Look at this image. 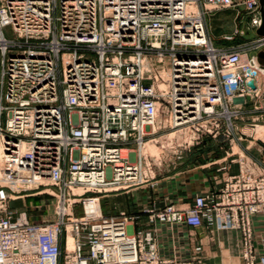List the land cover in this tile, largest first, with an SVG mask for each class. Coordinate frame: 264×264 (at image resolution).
<instances>
[{
	"label": "built area",
	"instance_id": "built-area-1",
	"mask_svg": "<svg viewBox=\"0 0 264 264\" xmlns=\"http://www.w3.org/2000/svg\"><path fill=\"white\" fill-rule=\"evenodd\" d=\"M235 4L0 0V264L200 261V247L190 258L178 251L162 256L153 229L130 235L138 216H105L97 196L156 187L151 159L142 149L154 142L161 110L168 129L192 144L235 135L240 113L231 108L233 101L245 105L247 97L259 96L264 78L258 58L264 39L223 49L209 36L207 15ZM244 5L251 27L260 29V0ZM6 28L14 39L5 37ZM250 126L255 132L257 125ZM240 159L239 174L227 175L223 167L222 189L196 196L187 210L172 204L144 208L147 224L238 231L244 264H264V232L258 226L264 219V174ZM43 195L56 203L54 222L31 223L26 212L9 207L11 201Z\"/></svg>",
	"mask_w": 264,
	"mask_h": 264
},
{
	"label": "crops",
	"instance_id": "crops-1",
	"mask_svg": "<svg viewBox=\"0 0 264 264\" xmlns=\"http://www.w3.org/2000/svg\"><path fill=\"white\" fill-rule=\"evenodd\" d=\"M206 25L209 36L216 47L229 49L238 46V44L234 45L233 42L225 41L228 40L227 38L236 37L235 35L238 32V25L236 23L233 26L226 27L220 22L219 25L223 29L218 35H215L211 31V20L207 17ZM247 31L249 30L247 29ZM255 32L256 38H258L257 30ZM256 38L248 40V43L254 41V39L256 40ZM262 81L264 82V78L261 79V86L264 85ZM237 125V135L241 140L232 143L228 149L222 145L221 140L212 141L213 150L198 149L196 159L189 158L179 172L165 179L158 180L156 187L143 186L135 188L130 192L117 193L111 196L117 199L118 197L128 195L125 206L127 211L125 212L129 215H136L139 218L133 228H130L131 226L128 227L130 235L146 229H153L158 250L162 256H168L173 251H178L182 258H190L194 254L195 248L200 247L202 255L200 256V261L196 264H244L242 259V236L238 231H220L209 227L207 224H204L201 228H189L186 226L170 228L160 224L148 225L147 217L142 214L143 209L146 207L151 206L161 209L167 204L187 210L194 204L196 196L218 192L222 189L227 175L234 176L239 174L240 169L235 161L239 156L245 155L249 162H251L250 159L255 161L257 163V170L260 171V174L264 173V142H259L258 148H253L254 151L250 150L251 148L246 144L249 142L247 139L250 137L246 132L248 129L246 127L240 128V125L250 126L251 124L237 122ZM244 137H247L246 140ZM207 140L212 139L205 138L204 141ZM249 143L254 144L253 142ZM234 145L238 147L241 154L235 152ZM225 146L228 147V145ZM223 167L229 168L226 176H224L223 171H220ZM137 194H141V198L137 197ZM100 208L102 214L105 216L117 217L121 212L118 211L119 213L117 214L106 215L102 210L101 203ZM15 210L17 212L24 211L26 214L30 213L27 208ZM263 222L264 219H259L258 226L260 232H264Z\"/></svg>",
	"mask_w": 264,
	"mask_h": 264
},
{
	"label": "rangeland",
	"instance_id": "rangeland-1",
	"mask_svg": "<svg viewBox=\"0 0 264 264\" xmlns=\"http://www.w3.org/2000/svg\"><path fill=\"white\" fill-rule=\"evenodd\" d=\"M244 1L245 0H234V2L236 3L235 7L224 11L213 12L207 15V18L211 20V31H213L215 35H218L223 29L222 26L219 25L220 22L226 27L233 26L234 23H236V25H238L237 29L239 33L236 34V37L232 38L231 40L225 41L233 42L234 45L238 44V46L245 45L248 43V40L256 38V30L251 27V15L249 11H247L246 6L244 5ZM247 29L249 31H247ZM241 32H243V34H241ZM3 33L6 38L14 39L10 28H6L5 30H3ZM160 75L163 79L167 78L166 72H161ZM262 83L264 82L262 81ZM159 89L163 90V85H159ZM233 90L234 86L231 85L229 88V92L232 93ZM242 103L243 102L241 99L234 100L231 108L240 113V120H237L235 122H244L251 125H257L255 132H252V126L240 125V128L246 127V129H248L246 132L250 137L247 140L249 142H253L254 144H250L249 142H247L246 144L249 146V148H251L250 150H253V148H258L257 145L259 146V142H264V85L261 88L259 96H254L251 99L247 97V103L245 105ZM252 113L254 114L252 115ZM166 117L167 115L165 113V110H161L156 120V135L154 137V142H147L144 148V155L150 157L151 159L150 164L156 176V181L165 179L179 172L185 165V163L189 160V158H197L198 149L202 148L204 150H213L214 147L212 141L221 140V142L223 143L222 145L226 149H228L229 147H231L232 143L237 142L238 139H240L236 132L235 135L230 138H226L223 136L219 137L218 139H213L212 137H204L200 142H195L192 144L189 139H185L183 136H181L180 132L168 129L166 124ZM248 118H250V120H248ZM2 122H4V118ZM205 138H210L212 140L204 141ZM246 138L244 137L245 140ZM186 143H189V145H186ZM225 145H228V147H226ZM234 149L235 152L241 154L236 145H234ZM240 158L246 159L247 156H239L236 160L239 162V160H241ZM250 161V168L252 169V171H254L255 174L261 175L260 171L257 170V163L252 159H250ZM13 189L17 188L14 187ZM117 193H122V191L103 193L97 196L98 202L99 204L101 203L102 210L106 215H114L119 213L120 211H127V209H125V206L127 204L128 195L118 197L117 199L111 197L112 195ZM136 196L141 198V194H137ZM11 202L12 203H9V207L16 213L19 212H17V210L15 209L19 208H27L30 211V213L27 214V217L31 223L46 224L54 222L55 220L54 210L56 207V203L53 198L47 195L34 197L28 196L23 199L14 200ZM94 206L97 207V205ZM75 215H81V207H77L75 209ZM69 242H72L73 244L71 238L69 239Z\"/></svg>",
	"mask_w": 264,
	"mask_h": 264
},
{
	"label": "water",
	"instance_id": "water-1",
	"mask_svg": "<svg viewBox=\"0 0 264 264\" xmlns=\"http://www.w3.org/2000/svg\"><path fill=\"white\" fill-rule=\"evenodd\" d=\"M261 14H262V26L257 30V35L259 38L264 39V0H260ZM260 63L264 66V50L258 55ZM251 87L254 88V85L251 83Z\"/></svg>",
	"mask_w": 264,
	"mask_h": 264
},
{
	"label": "bare ground",
	"instance_id": "bare-ground-1",
	"mask_svg": "<svg viewBox=\"0 0 264 264\" xmlns=\"http://www.w3.org/2000/svg\"><path fill=\"white\" fill-rule=\"evenodd\" d=\"M245 59V58H244ZM260 62V61H259ZM261 64V63H260ZM231 86V85H230ZM230 88V87H229ZM228 92H229V89H228ZM230 93V92H229ZM231 94V93H230ZM144 148H145V146H144ZM142 149V154H144V152H145V149ZM123 154L125 155L126 154V152L125 151H123ZM76 193H80V191H77ZM94 205H96V203L95 204H90L89 206H87V210H88V212L89 211H94L95 209H96V206H94ZM69 239H70V237H69ZM69 239H68V242H69ZM72 242H69L68 243V249H71L72 248Z\"/></svg>",
	"mask_w": 264,
	"mask_h": 264
}]
</instances>
